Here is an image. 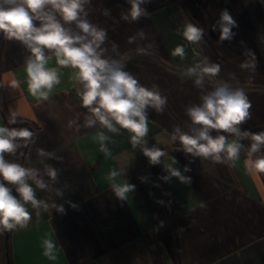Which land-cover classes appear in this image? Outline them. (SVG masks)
I'll use <instances>...</instances> for the list:
<instances>
[{
	"label": "crops",
	"instance_id": "obj_1",
	"mask_svg": "<svg viewBox=\"0 0 264 264\" xmlns=\"http://www.w3.org/2000/svg\"><path fill=\"white\" fill-rule=\"evenodd\" d=\"M129 5L126 0H91L88 20L107 30L104 47L107 57H130L126 71L151 87L158 85L167 97L162 114L149 109L148 146L156 145L168 155L165 164L175 165L191 177L190 184L168 176L163 163L151 165L137 148L130 133H108L111 156L100 151L94 139L99 128L69 127L70 120L83 124L86 109L81 107L78 88L70 79L73 70L61 68V83L48 100L33 97L28 91L24 61L28 50L18 41L0 39V84L5 112L27 120L34 126L26 167L40 168L47 163L60 170L58 182L50 191L36 189L38 199L63 204L64 214L55 210L31 209L32 219L24 229L11 231L12 264H264V174L258 178L244 168V155L235 167L210 160L192 158L176 151L179 142L170 139L174 126L188 131L192 125L185 108L199 103L200 91L184 75L194 63L195 53L221 65L220 78L234 73L251 102V118L242 128L264 131V0H150L144 5L149 16L139 22H125L120 15ZM105 9L110 15L105 16ZM227 9L237 23L231 41L219 42V31L212 26ZM192 23L205 30L204 43L187 42L177 29ZM75 26L73 25V28ZM140 29L146 39L128 37ZM119 47L112 50V43ZM153 44L150 55H137L136 48ZM177 45L186 49V58L171 55ZM250 50L255 70L240 64ZM46 54H48L46 52ZM49 67H57L55 58ZM19 87H12V81ZM0 126H7L0 115ZM248 144L247 141L244 142ZM50 155L40 157L37 149ZM22 147L6 160L18 163ZM60 158V159H57ZM187 165L191 171L183 172ZM126 169L117 182L135 185L126 200L118 199L105 179L110 170ZM62 189L63 196L55 194ZM39 213V215H37ZM181 229V230H180ZM51 234L57 243V259L44 256L42 238ZM0 264L6 262L5 230L0 231Z\"/></svg>",
	"mask_w": 264,
	"mask_h": 264
},
{
	"label": "clouds",
	"instance_id": "obj_2",
	"mask_svg": "<svg viewBox=\"0 0 264 264\" xmlns=\"http://www.w3.org/2000/svg\"><path fill=\"white\" fill-rule=\"evenodd\" d=\"M91 0H0V35L8 41L20 42L29 52L25 58V72L28 91L33 97L48 100L50 93L61 83L60 69L73 70L70 79L82 86L78 88L80 105L86 109L83 124L70 120L68 126L79 130L99 128L94 139L100 145L105 156H111L107 147L111 141L108 133L119 134L121 129L130 135L133 149H139L151 165L163 163L168 176L175 177L181 183L190 184L191 177L184 175L172 157L171 163L165 164L163 157L168 155L160 147L148 146L149 109L162 114L167 105V97L161 94L158 85L151 87L142 85L129 71H126L127 54L119 58L107 57L104 47L108 39L107 30L88 20L87 6ZM129 7L121 12L120 18L125 22H139L149 16L144 5L150 0H126ZM105 9L103 15L109 16ZM73 25L75 26L73 28ZM236 21L227 9H223L219 19L212 26L219 31V42L231 41L235 35L232 31L237 27ZM178 33L189 43L203 44L205 30L188 23ZM137 37L146 39L147 34L140 29L134 36L128 37L132 44ZM113 42L112 50H118ZM152 43L137 47V55H150ZM46 52L48 54H46ZM246 57L240 64L243 70H255L256 61L250 50L243 53ZM173 57L186 58V49L177 45L171 52ZM194 55V63L187 67L184 75L193 80L200 91L199 103L185 108L192 127L183 131L179 125L173 127L170 139L179 142L186 156L210 160L217 164L235 167L244 155V168L254 177L264 174V131L252 132L242 125L251 118L252 107L245 88L239 86L234 73L227 79L220 78L221 65L211 62L207 57ZM55 58L57 67H49V61ZM12 87H19V82L12 81ZM17 113L12 112L8 124L17 123ZM34 133L27 128L0 126V231L24 229L32 219L31 209L55 210L65 213L63 204L49 203L38 199L36 189L50 191V185L58 182L60 170L47 163L40 168L25 167L20 163L6 160L5 154H15L17 149L26 147L32 142ZM245 141L248 142L245 145ZM40 157L50 154L44 149H37ZM60 159V158H57ZM191 169L185 165L183 172ZM126 169L110 170L105 179L109 182L115 196L126 200L135 185L117 178L124 176ZM15 193V194H14ZM56 196L62 197L63 190L55 189ZM39 215V213H37ZM181 230V229H180ZM41 245L44 256L51 261L57 259V243L51 234L42 238Z\"/></svg>",
	"mask_w": 264,
	"mask_h": 264
},
{
	"label": "trees",
	"instance_id": "obj_3",
	"mask_svg": "<svg viewBox=\"0 0 264 264\" xmlns=\"http://www.w3.org/2000/svg\"><path fill=\"white\" fill-rule=\"evenodd\" d=\"M0 115L2 116V118H6L7 121L9 119V115L5 112V109H4V105H3V102H2V95H1V84H0ZM7 126L9 127H16V128H27L29 129L32 128V132H34V126L33 124H31L29 121L27 120H23V119H19L17 118V123L14 124V125H9L8 122L5 123ZM30 130V129H29ZM31 131V130H30ZM33 138H34V135H33ZM33 138H32V141H33ZM32 142H30L26 147H22V152L20 154V158H19V161L18 163L22 164L23 166L26 167V160H27V154H28V151H29V148L31 146ZM10 234H11V231H8L7 232V240H6V262L7 264H12V259H11V251H10Z\"/></svg>",
	"mask_w": 264,
	"mask_h": 264
},
{
	"label": "water",
	"instance_id": "obj_4",
	"mask_svg": "<svg viewBox=\"0 0 264 264\" xmlns=\"http://www.w3.org/2000/svg\"><path fill=\"white\" fill-rule=\"evenodd\" d=\"M1 36H2V35H0V39H1ZM3 120H4L5 123L8 122L7 119H6L5 117L3 118ZM29 129L32 131V128L29 127ZM14 194H15V193H14ZM7 232H8V231L5 230V240H7V236H6V235H7Z\"/></svg>",
	"mask_w": 264,
	"mask_h": 264
},
{
	"label": "built area",
	"instance_id": "obj_5",
	"mask_svg": "<svg viewBox=\"0 0 264 264\" xmlns=\"http://www.w3.org/2000/svg\"><path fill=\"white\" fill-rule=\"evenodd\" d=\"M179 147H180V145H176V146H175V150H176L177 148H179ZM176 151H178V150H176Z\"/></svg>",
	"mask_w": 264,
	"mask_h": 264
}]
</instances>
